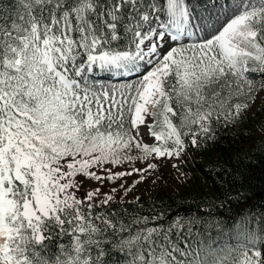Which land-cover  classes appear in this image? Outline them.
Here are the masks:
<instances>
[{"label":"snow or ice","instance_id":"snow-or-ice-1","mask_svg":"<svg viewBox=\"0 0 264 264\" xmlns=\"http://www.w3.org/2000/svg\"><path fill=\"white\" fill-rule=\"evenodd\" d=\"M258 99L264 0H0V264H264V209L125 217L119 192Z\"/></svg>","mask_w":264,"mask_h":264},{"label":"trees","instance_id":"trees-1","mask_svg":"<svg viewBox=\"0 0 264 264\" xmlns=\"http://www.w3.org/2000/svg\"><path fill=\"white\" fill-rule=\"evenodd\" d=\"M193 2L199 9L201 0ZM261 117L263 123L259 122ZM189 155L188 169L194 172L196 181L202 183L123 201L120 207L127 209L125 217L151 216L161 211L174 214L176 210L183 212L185 209H212L230 215L228 209L235 211L246 205L251 206L247 210L252 212L264 209V100L253 112L249 110L242 121L221 128L215 143L193 150ZM225 169L232 173L230 178ZM225 179L229 182L222 184ZM222 202L224 207L212 208ZM220 239L218 236L217 240Z\"/></svg>","mask_w":264,"mask_h":264},{"label":"rangeland","instance_id":"rangeland-1","mask_svg":"<svg viewBox=\"0 0 264 264\" xmlns=\"http://www.w3.org/2000/svg\"><path fill=\"white\" fill-rule=\"evenodd\" d=\"M262 99H258L257 102L251 107V111L253 112L259 104L261 103ZM259 122L263 123V118L261 117L259 119ZM259 132H262L259 130ZM190 159V155L186 157L187 163L184 162V160L181 161H171V162H164L161 161L162 167L158 172H153L149 175L148 179L135 184V187L132 189L131 192H128L125 194L122 189L119 190L121 200H131L135 199L137 196L142 195V196H149L157 191H175L178 188H184L185 186L187 187H192V186H197L202 181H196V178L194 176L193 171L188 170V161ZM173 163H179L180 168L179 171L174 169L172 167ZM139 167L140 165H136ZM122 170V169H118ZM187 175V180H185L184 175ZM139 177L134 175L131 177H126L124 181H117V184L123 182L126 184V186H131L134 181L138 180ZM193 180L196 182H193L191 185H189ZM189 185V186H188ZM111 185L106 188H102V191L106 192L109 191Z\"/></svg>","mask_w":264,"mask_h":264}]
</instances>
